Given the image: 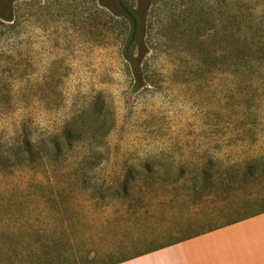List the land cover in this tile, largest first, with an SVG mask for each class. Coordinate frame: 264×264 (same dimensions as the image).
Wrapping results in <instances>:
<instances>
[{
  "label": "rangeland",
  "instance_id": "rangeland-1",
  "mask_svg": "<svg viewBox=\"0 0 264 264\" xmlns=\"http://www.w3.org/2000/svg\"><path fill=\"white\" fill-rule=\"evenodd\" d=\"M261 157L264 0H0V264L262 210Z\"/></svg>",
  "mask_w": 264,
  "mask_h": 264
},
{
  "label": "crops",
  "instance_id": "crops-1",
  "mask_svg": "<svg viewBox=\"0 0 264 264\" xmlns=\"http://www.w3.org/2000/svg\"><path fill=\"white\" fill-rule=\"evenodd\" d=\"M216 200L208 209H190L187 225L175 226L179 220L171 219L159 233L161 241L144 249L131 253L117 245L107 250L109 261L103 264H264V209L227 216L221 205L215 211ZM200 212L206 217L201 219Z\"/></svg>",
  "mask_w": 264,
  "mask_h": 264
},
{
  "label": "trees",
  "instance_id": "trees-1",
  "mask_svg": "<svg viewBox=\"0 0 264 264\" xmlns=\"http://www.w3.org/2000/svg\"><path fill=\"white\" fill-rule=\"evenodd\" d=\"M123 10L125 11V13H126V15H127V18L129 19V21H130V23H131V27H132V29H131V39L132 38H135V36H136V34H137V28H138V20H137V18L134 16V14L131 12V11H129L126 7H124L123 6ZM130 45L131 44H127V46H125L124 47V54L126 55V57H127V59H129V51L131 50L130 49ZM139 69H136L135 70V73L136 74H138V71ZM256 163H258L257 165H255ZM144 166V169H146L147 171H148V167L146 168V165L144 164L143 165ZM256 166H261L263 169H264V157H261V158H259V159H256L255 161H254V163L253 164H248L246 167H247V169H249L250 171H251V173L249 172V173H247V174H245V175H243L242 177L243 178H245L247 175H252L253 174V172H252V170L256 167ZM231 169H239L240 168V165L239 164H235V165H231V167H230ZM264 172V171H263ZM102 253H104L105 254V256L108 254V251L106 250V251H103ZM97 254V253H96ZM103 255V254H102ZM93 256H95V253H94V255ZM95 257H97V256H95ZM95 257H92V258H95Z\"/></svg>",
  "mask_w": 264,
  "mask_h": 264
}]
</instances>
